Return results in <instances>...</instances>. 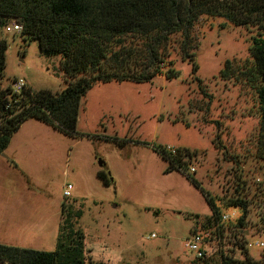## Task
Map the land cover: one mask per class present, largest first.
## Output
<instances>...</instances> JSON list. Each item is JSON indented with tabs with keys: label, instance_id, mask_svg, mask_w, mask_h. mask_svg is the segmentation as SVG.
Wrapping results in <instances>:
<instances>
[{
	"label": "rangeland",
	"instance_id": "obj_1",
	"mask_svg": "<svg viewBox=\"0 0 264 264\" xmlns=\"http://www.w3.org/2000/svg\"><path fill=\"white\" fill-rule=\"evenodd\" d=\"M4 27L0 89L22 80L36 91L64 90L60 57L43 56L37 41L7 34ZM255 35V28L203 16L192 30L193 62L181 57L182 36H172L175 78L168 80L162 71L149 82L93 84L80 101L76 135L66 136L59 161H48L50 167L43 153L38 179L13 185L14 216H0V237L11 236L14 221L22 225L18 234L35 238L40 251L57 252L61 264L71 258L84 264H194L185 244L194 228L204 233L201 227L212 215L207 194L233 222L222 247L231 246L229 236L243 214L227 205L240 198L248 209L239 241L264 242L261 82L250 55ZM162 148L188 151L190 179L170 170L158 152ZM211 246V252L219 249L218 243ZM234 256L264 263V249Z\"/></svg>",
	"mask_w": 264,
	"mask_h": 264
},
{
	"label": "trees",
	"instance_id": "obj_2",
	"mask_svg": "<svg viewBox=\"0 0 264 264\" xmlns=\"http://www.w3.org/2000/svg\"><path fill=\"white\" fill-rule=\"evenodd\" d=\"M203 16L256 30L250 55L261 82L257 94L263 142L258 155L264 161V0H0V29L14 21L21 26L22 37L38 42L43 56H59L66 83L59 93L25 87L16 95L9 89H0V155L28 119L42 122L65 136L76 135L80 101L97 82H149L162 71L168 80L175 78L169 51L172 36H182L178 41L181 57L184 62H193L197 44H193L192 30ZM6 51V40L0 38V76L6 66ZM226 68L220 72L222 79ZM158 152L170 170L190 179L187 150L172 153L162 148ZM192 182L198 187L195 180ZM204 196L212 215L202 225V231L223 237V231L233 227V222L217 227L220 211L207 194ZM227 206L243 209L234 224L233 237L237 238V233L246 227L248 203L240 198ZM59 256L57 252L0 245V264H61ZM220 262L210 259L203 264H264L247 256L240 259L221 255ZM63 264L84 261L71 258Z\"/></svg>",
	"mask_w": 264,
	"mask_h": 264
},
{
	"label": "crops",
	"instance_id": "obj_3",
	"mask_svg": "<svg viewBox=\"0 0 264 264\" xmlns=\"http://www.w3.org/2000/svg\"><path fill=\"white\" fill-rule=\"evenodd\" d=\"M65 139L66 136L58 130L34 119H28L20 125L0 155V204H2L0 207L4 205V209L0 210L1 217L9 219L14 216L10 209L13 185L18 182L25 183L29 178L38 179L39 160L43 153L46 156L48 154L47 164L50 167L48 161L56 164L65 149ZM21 226L12 221L11 236L0 237L2 239L0 245L38 250L35 238L25 237L16 232V228Z\"/></svg>",
	"mask_w": 264,
	"mask_h": 264
},
{
	"label": "built area",
	"instance_id": "obj_4",
	"mask_svg": "<svg viewBox=\"0 0 264 264\" xmlns=\"http://www.w3.org/2000/svg\"><path fill=\"white\" fill-rule=\"evenodd\" d=\"M10 24L5 25V33L7 34H13V33H20L22 28L21 26L16 22H9ZM26 87L24 81L22 80H15L12 83L11 88H5L9 89L12 94L19 95L21 91ZM2 89V90H5ZM8 99L10 100V96H8ZM9 107V103L5 106V108ZM167 151L174 153L175 150H172L170 148H167ZM190 172H193V169H190ZM71 190V186H67V188L63 192V197L67 198L69 197V192ZM230 221V217L227 215H221L219 222L217 223V227L221 224H225ZM227 230V229H225ZM225 230L223 231V237L220 235L213 236L210 231L204 232L203 234H198L197 232H194L191 239L187 240L185 244V249L187 251L193 252L195 254L196 262L194 264H203L204 261H208L210 259H217L219 262L221 261V255L223 256H234L235 251H237L239 254H248V250L252 247L256 249L263 250L264 249V242H255L253 245L248 244L246 245V241H238L241 237V234L243 231H239L238 237L235 238L233 235L236 233L234 232L230 238L231 246H224L222 247L221 243L223 244L224 240L226 239L225 236ZM230 234V233H229ZM153 237V235H152ZM217 241V242H216ZM218 243L219 249L211 252L209 251L210 248H212L211 244ZM243 244V245H242ZM230 248V251H229ZM241 255H239L240 257ZM221 263V262H220Z\"/></svg>",
	"mask_w": 264,
	"mask_h": 264
}]
</instances>
